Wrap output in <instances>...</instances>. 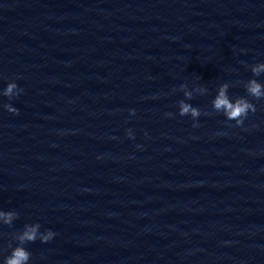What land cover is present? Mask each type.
Here are the masks:
<instances>
[{
  "label": "water",
  "instance_id": "water-1",
  "mask_svg": "<svg viewBox=\"0 0 264 264\" xmlns=\"http://www.w3.org/2000/svg\"><path fill=\"white\" fill-rule=\"evenodd\" d=\"M256 60L264 0H0V75L23 88L0 109V207L19 213L0 259L39 221L57 235L29 264H264V101L193 127L172 90L204 84L210 111Z\"/></svg>",
  "mask_w": 264,
  "mask_h": 264
},
{
  "label": "clouds",
  "instance_id": "clouds-1",
  "mask_svg": "<svg viewBox=\"0 0 264 264\" xmlns=\"http://www.w3.org/2000/svg\"><path fill=\"white\" fill-rule=\"evenodd\" d=\"M238 52L243 54L246 50L241 48ZM241 63L244 62L242 61ZM244 66L251 75L245 80H239L237 86L243 88V94H231L229 89L234 87V85L229 81L219 82L214 89V93L211 95L210 111H202L200 107L191 103L196 94L205 95L208 93L209 89L204 84L194 83L190 87L186 82L179 83V85L172 89L182 94L175 103V114L191 118L193 127L199 126L198 117L201 115H220L225 121L234 122V126H241L250 113L256 112L257 107L254 101H264V81L257 79L258 76L264 73V60L246 63ZM18 79V76L9 79L0 75V82L3 85L0 87V97L4 98V102L0 103V109L12 114H16L18 108L11 101L23 92V88L17 84ZM128 111L131 114L134 112V109L130 108ZM164 115L170 117L173 113L166 112ZM252 126L255 127V125ZM125 134L130 138L134 136L131 128L125 129ZM137 147L140 146L137 145ZM18 216L19 213L15 209L0 207V225L11 227ZM56 235L57 233L51 228L42 227L39 221L25 222L22 228L13 233L15 244H11L8 247L7 254H4L2 259H0V264H29L31 252L26 247V244L35 240L45 243Z\"/></svg>",
  "mask_w": 264,
  "mask_h": 264
}]
</instances>
